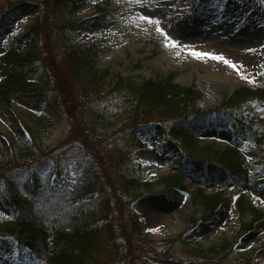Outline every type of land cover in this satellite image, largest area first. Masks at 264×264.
Returning <instances> with one entry per match:
<instances>
[{"label":"rangeland","instance_id":"rangeland-1","mask_svg":"<svg viewBox=\"0 0 264 264\" xmlns=\"http://www.w3.org/2000/svg\"><path fill=\"white\" fill-rule=\"evenodd\" d=\"M79 2L59 6L56 0H0V85L6 76L3 58L7 50L14 46L24 52L36 44L42 60L34 62V77L45 93L43 97L16 94L8 107L0 109V176L21 168L23 175L14 187L22 189L30 176L27 170L33 167L42 185L49 180L53 186L73 185L79 177L76 165L65 162L58 179L45 156L60 150L80 154L79 146L85 144L105 160L107 168L112 163L118 177L153 183L130 195L121 194L120 199L117 194V201L111 199L116 210L111 220L119 238L117 246L109 247L111 264H203L194 248L207 249L224 242L232 245L224 262L264 264V218L253 226H244L252 216L250 211L242 213L237 208L238 202L245 203L246 199L264 212V140L237 139L231 126L222 127L210 119L193 131L195 140L190 141V148L182 137L170 135V128L162 122L143 123L142 114L129 115L132 97L127 90L117 92L113 84L106 89H89L68 74L64 59L65 53L75 47H95L97 67H108L114 75L143 81L176 72V82L196 85L204 94L192 109L208 111L238 88L264 87V1L143 0L141 7L128 0H83L75 8ZM174 7L190 13L188 24L172 18ZM140 14L159 19V27L179 47H166L157 26L138 20ZM94 22L98 25L92 28ZM39 30L44 31L46 43ZM192 52L222 55L242 67L238 73L221 61L198 59ZM247 59L261 61L249 68L241 65ZM214 72L215 79L211 80L210 73ZM47 98L61 102L55 104L57 115L41 104ZM254 107L264 119V103ZM131 132L137 135L135 142L146 144L137 147V143H128L133 139ZM198 145L215 149L234 145L240 150L252 177L244 186L245 198L238 197L240 190L230 183L223 189L225 200L217 210L210 212L203 207L202 203L213 199L199 189L203 185L200 164L189 160L183 169L176 162L180 157L187 160L185 154L198 150ZM119 152L129 153V159L117 166ZM88 160L91 162L90 157ZM179 172L184 175L185 189L165 188L163 177ZM3 183L0 193L7 186ZM218 190L214 184L204 188L207 194ZM132 211L142 221L141 234L131 227ZM11 221L9 210L0 206V227L6 228ZM150 228L159 231L150 232ZM0 264L40 261L15 238H5L0 239Z\"/></svg>","mask_w":264,"mask_h":264},{"label":"trees","instance_id":"trees-1","mask_svg":"<svg viewBox=\"0 0 264 264\" xmlns=\"http://www.w3.org/2000/svg\"><path fill=\"white\" fill-rule=\"evenodd\" d=\"M71 1L73 0H56V3L62 6ZM82 1L80 0L74 7L81 6ZM38 34L46 43L44 31L39 30ZM41 57V49L36 44L24 52L18 51L14 46L9 49L3 59L6 76L0 85V109L8 107L16 94L45 96V93L41 92L38 79L34 77L37 67L34 62L41 61ZM97 57L98 51L95 47H75L65 53V68L68 74L89 89H106L107 85L113 84L117 92L127 90L132 97L129 115L137 117L142 114L143 123L151 120L162 122L170 128V135L182 137L190 147L192 146L190 141L193 139L191 129L204 125L210 118H214L222 127L233 126L240 136L252 134L255 138L264 140V120L256 114L248 118L245 116L247 111L253 112L252 103H264V88L243 86L227 96L218 107L201 111L192 108L203 99V92L196 85L183 86L176 82V72L138 81L117 73L114 75L108 67H97ZM60 103L47 98L41 104L45 105L46 110L57 115L55 104ZM131 136L133 139L127 141L128 143H137L138 146L144 144L141 141L135 142L137 139L135 132H131ZM80 149V154L60 150L49 152L45 156V162L53 166V174L58 179L62 177L65 162L76 165L79 177L73 185L53 186L48 182L43 186L39 179L31 176L24 185L26 193L24 196L14 187L15 181L23 175L21 168L7 170L0 176V182L7 183V189L1 193V198L4 205L11 209L12 215L11 225H7L6 228L0 227V237L16 238L21 246L29 249L31 255L44 263L111 264L109 247L117 246L119 242V238L116 237V226L111 220L116 213L111 199L117 201V194L120 199L121 194L130 195L153 184L125 175L118 177L113 172L112 163L111 168H107L105 160L100 155H94L87 145L82 144L79 146ZM118 154L120 163L117 166L129 159V153ZM186 156L185 163L195 160L194 162L200 164L201 174L207 186L218 184L223 187L233 182L236 186L242 187L249 181L248 168L235 147L223 150L211 146L200 147ZM89 157L93 163L88 160ZM30 170L31 167L27 173ZM183 182L182 173L162 179L165 188L183 187ZM121 189L124 191L120 193ZM200 190L205 197L213 199L203 205L210 212H214L224 200L223 192L206 194L204 187ZM240 197L245 198L244 195ZM238 204L240 212L250 211L252 215L251 220L244 226H253L263 217V213L256 210L246 199L245 203ZM130 220L131 227L141 234L142 221L135 211L130 213ZM122 233L124 234V231ZM231 247V243L224 242L207 249L194 248V251L205 261L203 264H231L224 262L225 254Z\"/></svg>","mask_w":264,"mask_h":264},{"label":"snow or ice","instance_id":"snow-or-ice-1","mask_svg":"<svg viewBox=\"0 0 264 264\" xmlns=\"http://www.w3.org/2000/svg\"><path fill=\"white\" fill-rule=\"evenodd\" d=\"M128 2L130 4L131 3H136V4H139L141 7H143V0H128ZM137 19L142 21V22H145L146 24L157 26L156 27V31L160 32L161 36H163L164 40L167 42L166 43V47H170V48L179 47L177 41L173 40L172 37H170L168 35V33L164 31L163 28L159 27V25L161 24V21L159 19L153 18L151 14H140V15H138ZM249 51L252 52L254 50L253 49H249ZM191 54L193 56H195L196 58H198V59H202V58L208 57V58H211L213 60L221 61L224 64H226L229 67H231L232 69L236 70L238 73H239V67H242V66H237V64H235L233 61L226 59L222 55H213V54H210V53H201V52H192ZM242 78L243 79H248L246 76H243V75H242ZM248 82L249 83H255L254 80H249ZM148 231H150V232H158L159 228H150V229H148ZM40 264H43V262H40Z\"/></svg>","mask_w":264,"mask_h":264},{"label":"bare ground","instance_id":"bare-ground-1","mask_svg":"<svg viewBox=\"0 0 264 264\" xmlns=\"http://www.w3.org/2000/svg\"><path fill=\"white\" fill-rule=\"evenodd\" d=\"M172 14H173L172 18H177V19L183 20V21H185L184 22L185 24H188V22H187L188 16H189L188 14H190V13H186L185 11H182V10L177 9V8L174 7ZM97 25H98V23L97 22H94L91 26H92V28H94ZM88 27H89V30H90L91 27L90 26H88ZM259 61H261V59L256 60V61H251V60H248L247 59V61H245V63L242 62L241 65H245V66L247 65V67H249V68H254L256 66L257 62H259ZM216 69L217 70H220L219 68H216ZM215 73L216 72L210 73L212 75L211 76V80H214L215 79V77H214L215 76ZM233 80H234L233 78L232 79L230 78V81H233Z\"/></svg>","mask_w":264,"mask_h":264}]
</instances>
